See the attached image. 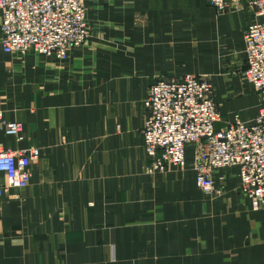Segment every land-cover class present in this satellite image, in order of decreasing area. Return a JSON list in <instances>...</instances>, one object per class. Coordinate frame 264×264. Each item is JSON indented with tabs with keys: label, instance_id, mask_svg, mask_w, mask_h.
<instances>
[{
	"label": "crops",
	"instance_id": "0c3cea01",
	"mask_svg": "<svg viewBox=\"0 0 264 264\" xmlns=\"http://www.w3.org/2000/svg\"><path fill=\"white\" fill-rule=\"evenodd\" d=\"M236 2L219 14L208 0H86L89 38L67 59L0 55V142L41 151L26 188L0 172V264H264V209L237 169L219 170L209 196L195 145L186 168L165 171L144 149L143 101L160 78L208 75L217 128L259 114L245 31L263 18Z\"/></svg>",
	"mask_w": 264,
	"mask_h": 264
},
{
	"label": "built area",
	"instance_id": "2783aa9c",
	"mask_svg": "<svg viewBox=\"0 0 264 264\" xmlns=\"http://www.w3.org/2000/svg\"><path fill=\"white\" fill-rule=\"evenodd\" d=\"M208 1L219 14L239 4ZM248 1L263 18L245 31L244 78L260 96L259 114L251 122L236 119L217 128L220 112L210 77L186 73L181 79L160 78L149 87L143 101V135L151 170L186 168V147L195 145L199 189L209 196L218 194V171L237 169L240 192L257 210L264 209V0ZM88 38L86 0H0V55L34 52L64 60ZM22 129V122L10 121L5 132L22 139ZM40 154L39 148L12 150L0 142V172L8 187L24 189L30 184V165Z\"/></svg>",
	"mask_w": 264,
	"mask_h": 264
},
{
	"label": "bare ground",
	"instance_id": "6f19581e",
	"mask_svg": "<svg viewBox=\"0 0 264 264\" xmlns=\"http://www.w3.org/2000/svg\"><path fill=\"white\" fill-rule=\"evenodd\" d=\"M186 157H187V155H186ZM167 170V169H166Z\"/></svg>",
	"mask_w": 264,
	"mask_h": 264
},
{
	"label": "rangeland",
	"instance_id": "374dc122",
	"mask_svg": "<svg viewBox=\"0 0 264 264\" xmlns=\"http://www.w3.org/2000/svg\"><path fill=\"white\" fill-rule=\"evenodd\" d=\"M88 22V21H87Z\"/></svg>",
	"mask_w": 264,
	"mask_h": 264
}]
</instances>
